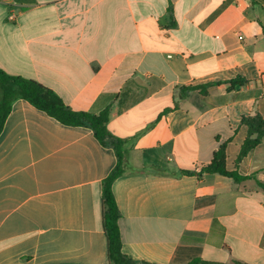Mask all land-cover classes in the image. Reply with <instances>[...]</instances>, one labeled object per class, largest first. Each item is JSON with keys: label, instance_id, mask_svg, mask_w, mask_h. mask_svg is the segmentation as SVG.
<instances>
[{"label": "crops", "instance_id": "1", "mask_svg": "<svg viewBox=\"0 0 264 264\" xmlns=\"http://www.w3.org/2000/svg\"><path fill=\"white\" fill-rule=\"evenodd\" d=\"M0 69L72 111L109 108L134 170L111 187L131 264H264V135L238 161L257 137L242 118L264 122V0H0ZM190 87L206 90L180 96ZM223 144L245 180L181 173ZM116 162L90 128L15 101L0 264H108L101 193Z\"/></svg>", "mask_w": 264, "mask_h": 264}, {"label": "trees", "instance_id": "2", "mask_svg": "<svg viewBox=\"0 0 264 264\" xmlns=\"http://www.w3.org/2000/svg\"><path fill=\"white\" fill-rule=\"evenodd\" d=\"M206 87H190L180 90V96L186 92H205ZM181 98V97H180ZM17 100H23L38 110L45 112L49 117L56 119L59 123L70 127L90 128L95 138L104 146L111 147L116 155V165L102 182L101 193V218L102 229L106 238L107 260L108 264H131L130 260L121 251V239L118 226L119 212L112 193L113 181L125 174L134 172L128 162V151L125 140L112 136L106 125L109 120V108L104 109L98 114L86 112H76L69 109L64 102L51 90L41 84L23 78L21 76L9 75L0 69V132L5 120L10 113L12 104ZM169 110L163 111L166 113ZM249 131L253 129L257 137L252 139L248 137L240 150L238 161L244 157L248 151L256 147L260 137L264 135V122L259 118L243 119ZM225 144L221 145L212 156L210 163L201 167L197 172H181L182 174L201 175L218 174L231 178L235 182H240L246 178L241 177L236 171H227L225 167ZM264 190V186H262ZM201 261H195L191 264H202ZM232 264H241L233 262Z\"/></svg>", "mask_w": 264, "mask_h": 264}, {"label": "built area", "instance_id": "3", "mask_svg": "<svg viewBox=\"0 0 264 264\" xmlns=\"http://www.w3.org/2000/svg\"><path fill=\"white\" fill-rule=\"evenodd\" d=\"M238 39H239V40H241V39H242V37H239Z\"/></svg>", "mask_w": 264, "mask_h": 264}]
</instances>
